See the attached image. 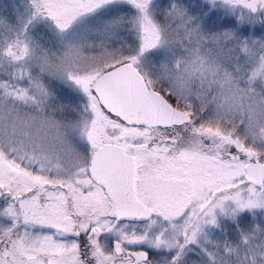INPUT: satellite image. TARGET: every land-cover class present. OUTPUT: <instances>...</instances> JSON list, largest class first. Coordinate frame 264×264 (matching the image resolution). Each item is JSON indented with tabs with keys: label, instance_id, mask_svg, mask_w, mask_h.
<instances>
[{
	"label": "snow or ice",
	"instance_id": "1",
	"mask_svg": "<svg viewBox=\"0 0 264 264\" xmlns=\"http://www.w3.org/2000/svg\"><path fill=\"white\" fill-rule=\"evenodd\" d=\"M0 264H264V0L0 15Z\"/></svg>",
	"mask_w": 264,
	"mask_h": 264
},
{
	"label": "rangeland",
	"instance_id": "2",
	"mask_svg": "<svg viewBox=\"0 0 264 264\" xmlns=\"http://www.w3.org/2000/svg\"><path fill=\"white\" fill-rule=\"evenodd\" d=\"M23 4H24V0H19V2H17V0H0V15L8 17L9 11H14L18 8H21ZM20 14L23 13L21 12ZM102 14L103 13H99L98 15H102ZM40 35L43 36V33H41ZM70 38L72 39L82 38L87 40L90 37L86 32H84L81 26H77V28L74 30L73 36ZM46 39L47 38H45V40ZM45 47L50 49L51 52L59 53L60 51L59 41L56 40L45 43ZM94 54L95 53H89L87 50H85L83 52V57H88L89 55H94ZM70 59L74 61L73 67L81 66L83 63L82 59L76 57H71ZM50 60L53 65L57 66V68L61 64V59L59 55H57L56 57H50ZM52 79L55 78L53 77ZM48 114L51 115L53 119H57L60 121H65V120L74 121L76 119V117L71 113L68 112L61 113L54 109L49 110Z\"/></svg>",
	"mask_w": 264,
	"mask_h": 264
}]
</instances>
